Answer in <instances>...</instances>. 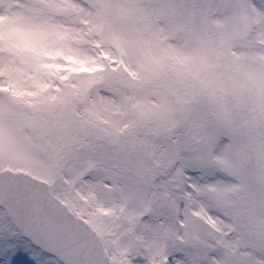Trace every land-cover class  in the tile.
<instances>
[{
	"label": "snow or ice",
	"instance_id": "6c2138e0",
	"mask_svg": "<svg viewBox=\"0 0 264 264\" xmlns=\"http://www.w3.org/2000/svg\"><path fill=\"white\" fill-rule=\"evenodd\" d=\"M0 264H264V0H0Z\"/></svg>",
	"mask_w": 264,
	"mask_h": 264
}]
</instances>
